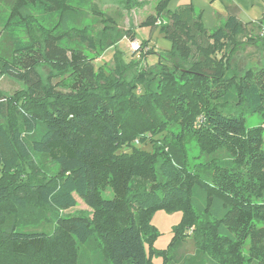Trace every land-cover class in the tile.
<instances>
[{
	"label": "trees",
	"instance_id": "1",
	"mask_svg": "<svg viewBox=\"0 0 264 264\" xmlns=\"http://www.w3.org/2000/svg\"><path fill=\"white\" fill-rule=\"evenodd\" d=\"M169 1L158 0L141 25L160 27L178 61L160 54L128 80L122 76L154 52L147 41L137 60L115 55L114 69L96 68L101 50L89 57L52 30L34 35L27 22L32 13L59 14L64 27L77 13L68 0H0V75L25 86L6 101L0 95L7 118L0 123V264H152L154 253L172 264L188 234L190 264L203 253L217 264H242L247 241L248 259L264 255V127L222 110L231 104L264 116V66L235 78L218 55L244 24L231 13L208 31L191 3L169 11ZM162 15L167 21L154 26ZM71 35L90 51L101 44L82 28ZM125 35L136 38L134 28ZM41 65L66 74L58 89L43 80ZM136 138L150 149L131 146ZM190 144L201 166L190 168ZM108 189L111 198L103 196ZM75 196L92 218L59 214L76 205ZM158 209L181 212L163 251L152 248ZM48 215L51 230H34Z\"/></svg>",
	"mask_w": 264,
	"mask_h": 264
},
{
	"label": "rangeland",
	"instance_id": "2",
	"mask_svg": "<svg viewBox=\"0 0 264 264\" xmlns=\"http://www.w3.org/2000/svg\"><path fill=\"white\" fill-rule=\"evenodd\" d=\"M69 5L77 9L74 18H68L64 27L61 26L59 14L48 17H40L36 13L27 16V22L32 28V32L37 36L42 30H52L54 34L63 36L62 41L69 43L73 47H78L89 57L98 56V50H101L100 56L94 58L95 67L106 65V69H114L117 61L113 58L117 55V59L128 62L132 57L133 60L138 59L140 50V42L147 41L148 47L153 48L154 52L147 54L145 59L141 58L137 63V68L126 72L122 78L130 80L134 71L144 70L148 66L158 62L160 54L166 62L178 61L176 56H170L167 51L171 48V42L165 38L160 27H151L141 25V23L151 14H155V6L158 0H68ZM192 3L195 12L201 14V21L204 27L211 31L221 23L230 13H234L238 20L244 24V31L235 38L226 39L224 45L219 49V57L228 63V70L235 78L244 74L261 69L264 66V0H170L167 9L173 11L182 4ZM3 3L0 2V6ZM7 7V6H6ZM84 16H83V14ZM167 16L162 15L160 20L156 21L154 26L165 23ZM246 24V25H245ZM82 28L86 30L90 36L96 41L101 42L95 51L88 50L80 43L78 38L72 36V29ZM134 28L136 38L129 39L126 36L127 30ZM2 26L0 24V33ZM20 38L26 39V32L20 28L17 30ZM114 45H111L113 41ZM139 44L137 50L133 49L132 42ZM111 45L110 47H108ZM108 47V48H107ZM147 50V49H146ZM145 50V51H146ZM103 52V53H102ZM135 53V54H134ZM120 62V61H119ZM38 72L42 75L45 82L49 81L51 87L59 88L57 84L66 74L54 70L48 65L38 67ZM25 86L20 81L7 75H0V95L6 101L16 92H21ZM222 110L225 114L239 115L245 117L247 126L264 127V116L257 113H248L245 108L234 105H224ZM0 123L7 124V118L0 116ZM131 146L150 149V144L141 145L138 138L134 139ZM264 149V129L263 142ZM131 147L123 148L124 152H129ZM187 160L190 168H195L203 161L199 148L194 144L188 145L186 148ZM201 166V165H199ZM103 196L111 198L112 193L108 189L103 192ZM76 205L65 211H61V215L81 214L92 218L91 209L77 196ZM48 220L43 225L34 228V230L50 231L52 228V215H48ZM181 221V212H167L163 209L156 210L151 218L150 224L156 231V237L152 240V248L154 251L165 250L173 237V228ZM264 246V240L260 242ZM195 246L193 236L188 234L184 241L178 243L173 257L172 264H190L191 258L194 256ZM242 264H264V255L261 257L248 259L249 242H246L241 249ZM152 264H163V259L159 254L149 255ZM194 264H217L216 260L211 259L208 254H201Z\"/></svg>",
	"mask_w": 264,
	"mask_h": 264
},
{
	"label": "built area",
	"instance_id": "3",
	"mask_svg": "<svg viewBox=\"0 0 264 264\" xmlns=\"http://www.w3.org/2000/svg\"><path fill=\"white\" fill-rule=\"evenodd\" d=\"M132 46L134 50H137L139 48V44L135 41L132 42Z\"/></svg>",
	"mask_w": 264,
	"mask_h": 264
},
{
	"label": "crops",
	"instance_id": "4",
	"mask_svg": "<svg viewBox=\"0 0 264 264\" xmlns=\"http://www.w3.org/2000/svg\"><path fill=\"white\" fill-rule=\"evenodd\" d=\"M192 4V3H191ZM193 5V4H192ZM194 6V5H193ZM231 14V13H230ZM232 14H234V13H232ZM235 15V14H234ZM236 16V15H235ZM237 17V16H236ZM202 18V17H201ZM225 19H226V17H225ZM225 19L223 20V21H221V23L219 24V25H221L224 21H225ZM204 25V24H203ZM219 25H217V26H219ZM246 25V24H245ZM216 26V27H217ZM215 28V27H214Z\"/></svg>",
	"mask_w": 264,
	"mask_h": 264
}]
</instances>
